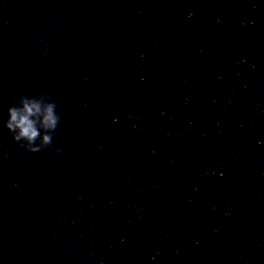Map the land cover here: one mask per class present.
Returning <instances> with one entry per match:
<instances>
[{"label":"clouds","instance_id":"1","mask_svg":"<svg viewBox=\"0 0 264 264\" xmlns=\"http://www.w3.org/2000/svg\"><path fill=\"white\" fill-rule=\"evenodd\" d=\"M7 112L8 119L4 126L19 147L35 153L53 146L61 116L57 112L56 102L47 93L30 97L20 92L18 100L8 107ZM54 151L60 153L62 149L57 147Z\"/></svg>","mask_w":264,"mask_h":264}]
</instances>
